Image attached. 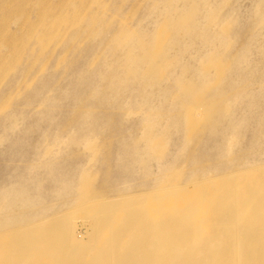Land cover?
Instances as JSON below:
<instances>
[{
    "label": "rangeland",
    "instance_id": "rangeland-1",
    "mask_svg": "<svg viewBox=\"0 0 264 264\" xmlns=\"http://www.w3.org/2000/svg\"><path fill=\"white\" fill-rule=\"evenodd\" d=\"M44 1L11 0L25 4L33 33L11 8L0 30V238L68 215L90 240L100 216L79 200L85 179L105 204L139 200L171 167L192 190L196 178L264 163V0ZM77 13L82 23L56 26L43 44L45 26ZM220 54V70H199ZM224 104L228 122L218 123ZM190 108L200 122L192 141Z\"/></svg>",
    "mask_w": 264,
    "mask_h": 264
},
{
    "label": "bare ground",
    "instance_id": "bare-ground-1",
    "mask_svg": "<svg viewBox=\"0 0 264 264\" xmlns=\"http://www.w3.org/2000/svg\"><path fill=\"white\" fill-rule=\"evenodd\" d=\"M40 2L43 6L45 1ZM77 2L85 8L95 6L98 0ZM9 8L22 13L15 21H22L23 34L33 33L35 26H26L23 21L25 4L11 0H0V30L4 32L12 20L8 18ZM43 13L48 21L55 20V13L47 6ZM83 20L77 13L73 19L45 26L41 34L43 44L46 46L57 36L56 26L66 23L67 30H72ZM224 31L227 33L226 29ZM12 43L13 40L6 38L2 44ZM155 49L157 51L158 47ZM239 55L237 61L242 57ZM217 57L207 65H199L202 68L199 70L204 74L209 69L220 70L221 54ZM16 61L2 67L3 74L13 68ZM239 63L237 66L241 65ZM184 86L179 83L175 89L183 92ZM228 109V104H224L215 112H224L227 116ZM192 111L190 108L188 122L185 120L189 141L196 137L200 123ZM225 115L218 116V123L228 122ZM154 138L155 152H162L166 142ZM230 142L231 139L228 145ZM172 168L158 180L151 193L139 200L94 203L106 198L105 190L91 191L89 179H85L79 200L87 204L85 209L100 216L92 226L91 239L82 242L76 236L77 222L68 215L59 216L1 237L0 264H264V163L246 164V171L225 172L217 179L196 178L189 182L195 184L192 190L184 185L188 183L182 175L171 174L178 172L177 167ZM189 178H195V174L191 173ZM160 185L167 187L158 188ZM18 221L7 222L9 230H13L11 226Z\"/></svg>",
    "mask_w": 264,
    "mask_h": 264
}]
</instances>
